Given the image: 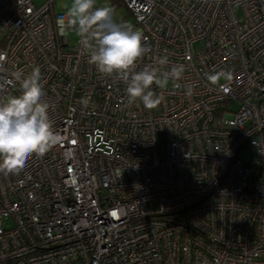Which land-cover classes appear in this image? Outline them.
<instances>
[{
    "label": "built area",
    "instance_id": "obj_1",
    "mask_svg": "<svg viewBox=\"0 0 264 264\" xmlns=\"http://www.w3.org/2000/svg\"><path fill=\"white\" fill-rule=\"evenodd\" d=\"M123 1L151 48L137 70L185 66L151 110L55 0H0V56L40 67L60 136L0 173V264H264V0Z\"/></svg>",
    "mask_w": 264,
    "mask_h": 264
},
{
    "label": "clouds",
    "instance_id": "obj_2",
    "mask_svg": "<svg viewBox=\"0 0 264 264\" xmlns=\"http://www.w3.org/2000/svg\"><path fill=\"white\" fill-rule=\"evenodd\" d=\"M67 26L74 30L79 43L89 53V63L106 76L115 74L126 84L128 102L139 99L146 109L158 107L163 95L152 86L164 89L178 83L185 72L183 64H169L167 56H156L153 63L137 70V62L151 51L143 43V33L130 23L116 18V10L97 0H69ZM0 56V173L18 174L33 155L42 157L60 141L49 116L51 105L44 99L45 83L39 66L30 72L10 70ZM216 75L209 79L215 81ZM10 89L18 94H12ZM192 86H187L191 95ZM90 97L80 103L87 107Z\"/></svg>",
    "mask_w": 264,
    "mask_h": 264
},
{
    "label": "rangeland",
    "instance_id": "obj_3",
    "mask_svg": "<svg viewBox=\"0 0 264 264\" xmlns=\"http://www.w3.org/2000/svg\"><path fill=\"white\" fill-rule=\"evenodd\" d=\"M33 3L37 6H39L40 4L43 3L44 0H32ZM69 0H55L54 2V8L56 10H63L66 12V8L68 6ZM98 5L101 4H108L112 7L115 8L116 10V18L117 20H126V22L133 24V18L132 15L130 14V12L127 10L125 3L123 0H97ZM69 39L71 44H74L77 36L74 34V30L71 29L70 34H69ZM229 106H231V108L236 107V102H230ZM157 146L159 147V149L161 151H163L164 149V143H163V139L161 137H158L157 140ZM252 156H254L253 152H252ZM242 158L243 160H245V153L243 152L242 154ZM7 224H10V221L6 222Z\"/></svg>",
    "mask_w": 264,
    "mask_h": 264
}]
</instances>
